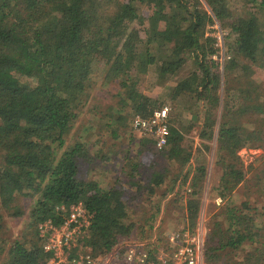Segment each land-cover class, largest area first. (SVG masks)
Segmentation results:
<instances>
[{"label": "trees", "instance_id": "trees-1", "mask_svg": "<svg viewBox=\"0 0 264 264\" xmlns=\"http://www.w3.org/2000/svg\"><path fill=\"white\" fill-rule=\"evenodd\" d=\"M229 1L206 0L204 5L200 0H0V213L21 220L26 215L21 199L34 200L24 239L9 248L7 264L46 262L50 255L38 236L40 225L50 220L60 224L79 203L94 214L89 231L94 249L110 251L138 229L130 220L128 195L149 198L165 183L168 169H159L155 159L174 161L181 169L192 159L193 149L185 144L188 138L173 123L164 149L155 150L152 137L141 142L137 155L154 157L148 171L143 161L134 163L126 173L128 181L123 178L108 187L83 179L81 168L88 154L82 143L77 141L59 155L96 85L95 70L102 66L104 83L118 91L112 95L117 105L99 119L105 117L108 128L126 120L129 108L133 117H146L162 107L145 94L140 74L148 67L157 66L158 80L175 78L188 65L194 68L172 95L176 99L189 94L207 102L200 133L206 140L215 136L222 105L217 147L225 173L218 189L229 202L248 176L242 164L235 167L238 151L249 142L264 145L262 130L243 125L253 123L250 117L264 115V95L253 78L254 68L264 71V0H244L248 10L242 14L234 13ZM137 2L143 6L141 14ZM216 20L230 32L227 55L231 59L225 62V70L240 69L248 80L246 89L235 91L239 102H231L229 94L221 100L222 75L215 59L221 49L208 28ZM154 42L156 55L138 52L140 44ZM205 177L206 167L199 166L187 206L193 221ZM126 185L135 186V195ZM228 206L229 228L222 223L213 226V235L220 236L215 254L239 250L246 242L258 244L244 262L264 264V213H252L255 209L249 203ZM31 235L36 236L35 242L22 243Z\"/></svg>", "mask_w": 264, "mask_h": 264}, {"label": "rangeland", "instance_id": "rangeland-1", "mask_svg": "<svg viewBox=\"0 0 264 264\" xmlns=\"http://www.w3.org/2000/svg\"><path fill=\"white\" fill-rule=\"evenodd\" d=\"M227 4L234 13L242 14L248 10L244 5V0H230ZM136 6L139 14H141L143 6L139 2L136 3ZM208 28L209 35L216 38L221 37V41H219L220 55L215 57L222 75L221 100L223 101L224 96L229 94L232 96L231 102L236 100L239 102V94L235 91L239 88L246 89L248 80L240 69L225 70V62L231 59V55H227L230 51L227 40L230 32L227 28H223L218 20ZM157 47L158 43L156 42L149 45L140 44L138 52L146 53L148 51L149 54L156 55ZM160 56L158 54V57ZM188 66L173 79L158 80L156 65L148 67L145 73L140 74V79L146 83L148 95L154 96L153 99L159 103L158 107L169 108L170 123L184 131L186 138H188L185 144L190 145L193 151L191 161L183 169L174 161L168 162L163 158L155 159L159 164V169L163 167L168 169L165 171V183L156 190L155 195L144 199L128 195L130 220L138 228L130 239H135L137 236V239L147 243L154 239V245H157V243H162L169 233L181 227H188L202 236L203 255L207 264H246L244 259L247 254L259 245H251L246 242L239 250L226 249L222 254L216 255L213 249L217 247L220 236L218 237L219 234L214 236L212 230L217 223H222L224 229L229 228L228 225L230 224L226 213L229 210L227 208H231V206H228V203L235 207L242 203H249L255 209L252 213H264V145L260 142L253 144L249 142L238 151L237 156L240 163L236 162L235 167L240 168L239 166L242 164L248 176L232 194L229 202L226 203L218 189L225 173L224 165L219 162L217 147L222 105L217 110L215 136L213 139L206 140L200 138V133L205 124L204 114L206 113L205 104L207 102L192 99L189 94L176 99L172 95L174 91L172 87L178 83L179 77H182L183 74L187 78L192 73L194 68ZM103 68L102 66L95 70L98 75L96 85L87 98L82 112L79 113V119L75 123L73 131L65 138L63 149L58 153L60 155L77 141L82 143L88 154L87 159L83 160L86 163L83 162L85 164L81 168L83 179L99 182L102 187H108L115 182L123 181V178L128 181L126 173L130 171L131 165L134 163L143 161L146 165V171H148L149 166L154 164V157L151 156L149 159L146 153L141 154V157L137 155V152L142 150L141 142L146 141L145 139H151V137L131 129V119L134 113L132 109L126 110L128 113L126 120L121 123L118 122L119 124L117 123L114 128L107 127L105 117L104 121H99L102 116L108 115L110 108L117 105V99L112 95L118 92L116 86L104 83ZM254 72L253 78L259 86L258 91L264 95V71L256 67ZM228 89L231 91L228 92ZM196 103L198 104L196 105ZM249 120L253 123L243 122L244 127L249 130H262L264 133V115L250 117ZM245 121L248 120L245 118ZM155 150L157 149L155 148ZM1 162L0 157V164ZM202 165L206 167V177L201 186L199 213L193 221L187 211L188 201L192 200L193 197L187 193L186 189L188 186L193 189L192 183L196 177L197 168ZM126 188L132 195H135L137 190L135 186L126 185ZM32 204H34L33 199L28 197L21 199L19 205L26 213L21 220L10 219L6 212L0 213V264L8 263L10 247L16 241H23V235L26 232L24 224H26V218L32 209ZM31 237L28 242L22 243L30 244L37 240L36 236L31 235ZM212 238H216V241L214 242ZM210 255L214 256V259Z\"/></svg>", "mask_w": 264, "mask_h": 264}, {"label": "built area", "instance_id": "built-area-1", "mask_svg": "<svg viewBox=\"0 0 264 264\" xmlns=\"http://www.w3.org/2000/svg\"><path fill=\"white\" fill-rule=\"evenodd\" d=\"M200 1L206 5V0ZM217 39L221 41L220 36ZM131 129L155 139L157 150L164 149L170 137L169 108L156 109L146 117L135 115ZM186 191L190 194L192 189L188 186ZM93 220L94 214L79 203L70 208L60 224L51 220L42 223L38 236L50 257L39 264H207L202 236L188 227L169 233L157 245L154 239L147 243L136 237L120 241L110 251L97 252L89 234Z\"/></svg>", "mask_w": 264, "mask_h": 264}, {"label": "crops", "instance_id": "crops-1", "mask_svg": "<svg viewBox=\"0 0 264 264\" xmlns=\"http://www.w3.org/2000/svg\"><path fill=\"white\" fill-rule=\"evenodd\" d=\"M183 78H185L184 76H183V74H182V77H179V80H178V83L181 81V79H183ZM173 79V78H172ZM178 83L175 85V86H173L172 88H173V90L175 89V87L178 85ZM151 87V86H150ZM172 90V89H171ZM145 94L147 95V96H149L151 99H153L154 98V96L153 95H148V91H145ZM154 100V99H153ZM171 196V195H170Z\"/></svg>", "mask_w": 264, "mask_h": 264}]
</instances>
